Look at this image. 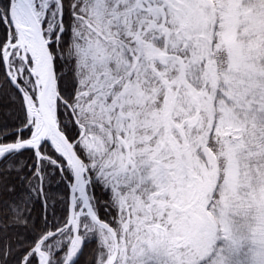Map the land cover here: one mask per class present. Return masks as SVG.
<instances>
[{
    "label": "snow or ice",
    "instance_id": "6c2138e0",
    "mask_svg": "<svg viewBox=\"0 0 264 264\" xmlns=\"http://www.w3.org/2000/svg\"><path fill=\"white\" fill-rule=\"evenodd\" d=\"M0 264H264V0H0Z\"/></svg>",
    "mask_w": 264,
    "mask_h": 264
}]
</instances>
